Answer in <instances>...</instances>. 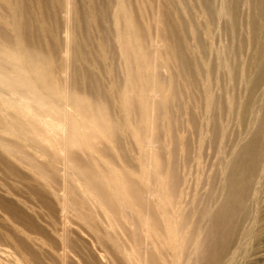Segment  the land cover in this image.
<instances>
[{
    "label": "rangeland",
    "instance_id": "1",
    "mask_svg": "<svg viewBox=\"0 0 264 264\" xmlns=\"http://www.w3.org/2000/svg\"><path fill=\"white\" fill-rule=\"evenodd\" d=\"M0 264H264V0H0Z\"/></svg>",
    "mask_w": 264,
    "mask_h": 264
}]
</instances>
